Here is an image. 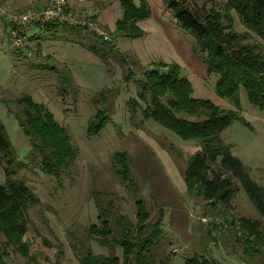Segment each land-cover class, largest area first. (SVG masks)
<instances>
[{"label": "rangeland", "instance_id": "1", "mask_svg": "<svg viewBox=\"0 0 264 264\" xmlns=\"http://www.w3.org/2000/svg\"><path fill=\"white\" fill-rule=\"evenodd\" d=\"M190 5L192 9L205 8L212 20L218 17L225 32L233 35L237 41V48H242L248 58L256 64L264 62L263 39L244 24L232 8L231 0H196ZM169 19L171 23L176 24L179 35L176 36L177 41L182 42L181 38H184L187 44H191V52L188 55L179 51L175 57H171L165 50L172 52V48L159 42L155 38L157 31L154 26L149 25V38L145 42L143 39H122L114 43L115 52L108 59L109 75L108 78L104 76L101 86L86 87L80 82L77 86V82L73 80L79 89L76 98L69 94L70 91L66 95L61 93L60 88L63 86L55 72H63V67L58 66V62L53 59L38 53V45L30 48L29 37L25 48H14L11 45L16 59L12 63L11 58H7L9 66L0 76V123L13 146L15 158L14 163L10 165L7 160L11 158H6L0 153V184L7 183V175L10 180L23 182L34 195L35 201L25 206L22 211L27 228L22 237L27 247L26 255L14 247L7 246L6 238L0 234V260L5 264H81L80 243L90 247L95 255L116 256L122 260L120 248L103 247L96 240L88 239L85 232L93 225L100 226L101 210L97 206L99 201H102L103 211L109 212L108 210L113 209L115 212L117 209L136 225L135 195L115 174L112 160L114 154L124 151L133 158L132 176L140 189L137 197L144 201L150 215L149 221L157 218L159 207L155 205L154 194L156 192L162 198L167 192L165 187H171L165 176L166 161L161 159L149 139L142 137L141 133L150 137L168 153L174 173L177 171L182 182H185L186 170L194 156L203 151V145L198 141H183L151 120L145 122L142 110L147 104L140 102L138 98L140 89L137 83L143 78L144 69H148L152 62L169 61L167 63L179 64L182 76L187 79L189 77L188 80L192 82L193 98L210 100L222 109L238 113L241 122H234L227 128L222 134V141L231 147L234 156L249 167L252 179L264 187V96L262 95L260 106L251 104L245 84L241 82L232 98L238 100V105L235 100L219 97L216 93L219 76L207 73V54L199 52L195 38L180 28L172 14H169ZM40 35L43 39L49 36L46 33ZM82 37L85 38L84 35ZM129 44L135 56L127 48ZM136 52L143 56L141 61L148 58L155 60L141 64L135 58ZM120 55L125 57L126 66L118 59ZM233 69L237 72L236 68ZM239 77L245 81L240 71ZM259 77L264 75L256 78ZM101 91H106L108 102L114 100L115 110L110 113L111 123L98 135L88 138V123L103 105L97 97ZM24 97L32 98L36 105L54 115L57 122L66 129L76 150V158L68 162L59 178L43 171L40 157L33 153L30 142L19 128L15 117H24ZM132 104H136V112L132 111ZM203 111L201 116H198V113L180 114L184 119L195 121L205 118ZM209 169L216 172L218 164ZM171 183L174 184L172 181ZM234 188L236 195L231 208L225 213L226 216L213 215L221 210L220 206L212 207L202 197L190 196L187 193L180 196L176 190V198H173L172 192L168 191V206L172 216L165 219L164 229L169 234L176 232V239L170 235L175 242L172 264H185V259L195 254L207 255L219 264H264V250L261 256L250 259L244 253L243 246L237 245L231 235L234 230L231 224L243 218L258 221L264 231V217L257 212L236 180ZM179 197L180 201L177 200ZM182 204L187 210H191L189 212L192 213V218L185 216ZM176 216L178 219L173 218ZM109 217L112 219L110 212ZM208 222L227 223L221 233L217 232L220 234H214L218 239L216 243L208 242L207 237L203 235L205 229L200 228V225L204 224L208 229ZM189 228H192L190 238ZM200 235L208 242L207 247L201 244Z\"/></svg>", "mask_w": 264, "mask_h": 264}, {"label": "trees", "instance_id": "2", "mask_svg": "<svg viewBox=\"0 0 264 264\" xmlns=\"http://www.w3.org/2000/svg\"><path fill=\"white\" fill-rule=\"evenodd\" d=\"M136 5L133 0H120L123 16L118 21L116 30L109 35L112 41H102L96 35L89 33L85 28L73 27L65 24H47L38 27L41 34L49 36L40 40H62L81 45L85 50L100 58L106 66L109 57L115 52L114 43L119 39L136 40L143 38L145 32L138 23L150 18L151 12L145 0H139ZM167 10L173 15L181 29L193 36L197 42L199 52L207 54V73L219 76L217 95L221 98L232 99L239 83L244 82L251 104L260 106L264 96V62L256 64L248 58L242 48H237V41L225 32L222 23L217 17L212 20L205 8H191L196 0H164ZM232 8L236 10L244 24L256 32L264 41V0H231ZM230 19L229 16H227ZM226 18V19H227ZM93 19V18H91ZM95 20V19H93ZM221 23V24H220ZM84 35L85 38L82 36ZM195 47V49L197 50ZM51 59V58H50ZM123 66L127 65L125 57L118 58ZM54 60V59H53ZM55 61V60H54ZM57 62V61H56ZM63 72H55L58 76L61 93L76 98L79 89L73 82L71 72L67 66ZM151 66V67H150ZM144 69V76L138 81V98L147 104L142 110L146 121H153L166 130L172 132L183 141H198L203 145V151L197 153L186 173L184 181L186 193L190 196L202 197L210 206H220L221 210L213 213L217 216H226L227 210L236 195L234 181L242 186L244 192L252 202L257 212L264 217V187L255 182L250 169L231 153V147L222 141L223 132L234 122H241L238 113L227 111L215 105L210 100H200L192 97L193 87L186 77L182 76V68L178 64L164 62L152 63ZM237 69V72L235 69ZM243 73V81L239 77ZM249 78V79H248ZM103 103L102 107L90 119L87 126V137L98 135L111 123L110 113L115 110V102H108L106 91L97 95ZM24 117L16 115L20 130L28 139L31 150L40 157L43 171L55 178H59L62 170L70 160L76 158V150L72 146L66 129L60 125L54 115L32 100L24 97ZM136 104L131 105L132 111ZM205 110V111H203ZM205 118L190 121L181 117V112L197 114ZM117 126V125H116ZM118 128V126H117ZM0 153L6 158L8 164L14 163L15 153L13 146L0 123ZM115 174L126 184L135 195L136 225L130 222L118 210L103 211L102 201L97 206L101 210L100 226L93 225L86 232L88 239H94L103 247L122 250V260L116 256L95 255L90 247L81 244V264H172L175 257V242L164 229L165 211L158 208V216L149 221V212L144 201L137 197L139 186L132 176L133 158L127 152H119L112 157ZM218 164L216 172L210 171L212 165ZM7 175V183L0 184V234L6 238V245L16 248L17 251L27 254V247L22 237L26 233V222L22 211L28 204L35 201L34 195L23 182L13 181ZM226 222L227 219H225ZM224 222V221H223ZM233 226L234 242L244 248L248 258L261 256L264 250V231L258 221L240 219L231 224ZM204 224L203 235L208 242H217L214 234H220L227 223ZM220 233H217V232ZM200 235L202 245L207 247L208 242ZM262 248V249H260ZM264 258V256H262ZM0 264H5L0 260ZM185 264H219L207 255L195 254L185 259Z\"/></svg>", "mask_w": 264, "mask_h": 264}, {"label": "crops", "instance_id": "3", "mask_svg": "<svg viewBox=\"0 0 264 264\" xmlns=\"http://www.w3.org/2000/svg\"><path fill=\"white\" fill-rule=\"evenodd\" d=\"M47 1L48 0H0V5L12 12L20 13L28 10L43 8L46 5ZM68 1L71 9L81 12L83 16L95 19V21H97L101 26H103L111 33H113L116 30L117 23L122 19L123 16L120 0H68ZM133 1L136 5H138L140 2L139 0H133ZM145 1L149 6L151 16L149 19L138 23L139 28L145 32V36L143 38L136 40L143 39L144 41L143 40L142 41L145 42V40L149 38V32L147 31V27L149 25L152 27L154 26L155 31H157V35L155 36V38L158 39L159 42L163 44H168L169 47L172 48L173 50L172 52L165 50L171 57H175L176 52L179 53V51L188 55L189 52H191L192 46L189 42L188 43L190 45L187 44L184 38H181L182 42L177 41L176 36H179L176 30L177 27L176 24L171 23L169 19V14L171 13L167 10L165 1L164 0H145ZM39 34L40 31L38 28H33L30 30L29 40L31 41L28 44V46L32 48L38 45V49H39L38 53H41L46 58L54 59L58 63L67 66V68L71 72L72 79L77 82L76 83L77 86L80 85L81 83L86 87H89V85L98 87L97 85L99 86L102 85L103 80L105 79L104 76L108 78L109 73L105 63L94 54L85 50L81 45L77 44L76 42L73 43L62 40L43 41L37 39ZM118 41H122V39H119ZM186 45H188V47H186ZM127 48L129 49L130 52L133 53L132 55L135 56L134 51H132L131 44H129ZM133 48L135 47L133 46ZM165 48L167 49L168 47ZM136 53L137 55L135 58L141 64L151 63L152 60H155L154 58L153 59L148 58L146 60H142L143 61L142 63L141 57L143 56H141L140 53L138 54V52ZM15 56L16 55L14 48L11 46L9 40L7 39L5 30H3L2 26L0 25V67H3V69L0 68V76L4 73L5 68L9 66L8 65L9 57L11 58L12 63H14L16 59ZM167 64H171V63H167ZM14 72L16 73L15 69ZM12 73L13 72L11 68V74ZM189 82L192 85V82L190 80ZM140 135L142 137L148 138L149 143L151 144L152 147L155 148V150L158 152V155H160L161 159H163V161H166L165 170L167 171L169 177L167 173H165L166 174L165 176H167L168 178L167 180H169V186L171 188L175 187V189L165 187L167 192H165V196L162 198L161 196L159 197L154 190L155 205H157L159 208L164 209L165 211L164 223H165V219H167V216L168 218L172 216L171 210L169 209L168 206V202L170 200V194L168 191L172 192L173 198L174 197L176 198V194H175L176 190L180 196H183L187 192L186 185L185 182H182L181 177L179 176L177 171L174 173L171 167V162L168 153L164 149H162L158 145V143L152 141L150 137L146 136L144 133H141ZM172 166L175 167L173 164ZM171 181L174 184H172ZM177 200L180 201V197L179 199L177 198ZM183 210L185 212V216H187L188 219L192 218V213L189 212L191 211L190 209L187 210V208L183 205ZM177 217L178 216L173 218L178 219ZM191 231L192 228H189L188 238L191 237ZM169 235H172L174 239H176L175 238L176 232H171ZM177 239L179 240V238Z\"/></svg>", "mask_w": 264, "mask_h": 264}, {"label": "built area", "instance_id": "4", "mask_svg": "<svg viewBox=\"0 0 264 264\" xmlns=\"http://www.w3.org/2000/svg\"><path fill=\"white\" fill-rule=\"evenodd\" d=\"M54 23L85 28L102 41H112L109 32L103 26L90 17L83 16L81 12L71 9L68 0H48L43 8L20 13L12 12L0 5V25L14 48H25L31 29Z\"/></svg>", "mask_w": 264, "mask_h": 264}]
</instances>
